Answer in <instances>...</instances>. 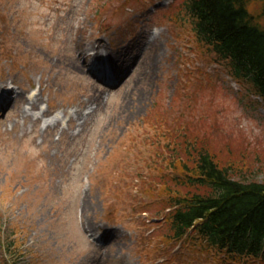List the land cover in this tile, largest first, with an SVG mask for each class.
Here are the masks:
<instances>
[{"label": "rangeland", "instance_id": "obj_1", "mask_svg": "<svg viewBox=\"0 0 264 264\" xmlns=\"http://www.w3.org/2000/svg\"><path fill=\"white\" fill-rule=\"evenodd\" d=\"M174 1L0 0V81L23 92L0 114V230L19 247L15 264H216L198 242L158 232L164 191L151 181L173 172L147 119L208 112L206 123L264 148V100L194 42L188 20L158 18ZM101 44L120 54L109 72L128 68L111 89L87 71L91 57L80 63Z\"/></svg>", "mask_w": 264, "mask_h": 264}, {"label": "trees", "instance_id": "obj_2", "mask_svg": "<svg viewBox=\"0 0 264 264\" xmlns=\"http://www.w3.org/2000/svg\"><path fill=\"white\" fill-rule=\"evenodd\" d=\"M157 15L171 24L188 20L194 42L225 60L232 79L264 100V0H175ZM170 114L147 119L156 125L158 140H151L160 146V165L173 172L151 181L164 191L154 213L163 218L162 240L175 246L192 239L212 251L216 264H264V148L233 137L221 122L211 126V113ZM204 123L208 128H198ZM165 251L168 258L172 250ZM15 252V240H4L0 230V264H15Z\"/></svg>", "mask_w": 264, "mask_h": 264}, {"label": "bare ground", "instance_id": "obj_3", "mask_svg": "<svg viewBox=\"0 0 264 264\" xmlns=\"http://www.w3.org/2000/svg\"><path fill=\"white\" fill-rule=\"evenodd\" d=\"M155 41H154V37H152V39L150 40V45H155V43H154ZM98 46V45H97ZM92 51V52H90V53H87L88 51ZM81 55H82V60H80V63H81V61L83 62V65L85 66L87 63H88V60H85L86 59V56H89V58H90V61L91 62H98V63H102V64H104V65H107L108 63H110V62H112V61H116V60H118L119 59V57H120V54L118 53V52H116L115 50H113V51H109V49L108 48H106L103 44H101V46L99 45L98 47H94L93 45H89L87 48H86V50H84V51H81V53H80ZM104 56L102 59H101V61H95V57H100V56ZM75 60V59H74ZM70 62H72L73 63V65L74 66H80L82 69H83V66H81V64L80 63H78L77 61H75V63L73 62V61H70ZM107 66H109V65H107ZM127 66H124L123 68H121L120 70L122 71L123 69H125ZM120 71V72H121ZM149 73V71L148 72H146V74H148ZM149 78L147 77V76H145V85L147 84H149ZM5 91H8L9 92V88H4V84H3V82H1L0 81V92H5ZM1 93V94H2ZM31 94H33V92H31L30 94H28V98H27V101H31L30 102V104H31V106H34V105H36L37 104V100L39 99V97L38 96H32ZM35 95V94H34ZM21 97H22V95H21ZM20 112H22V113H24L25 112V110H20ZM28 113V112H27ZM29 114V113H28ZM57 121H58V119H56V120H53L52 121V124L53 125H55L56 123H57ZM109 234H110V230H103V233L101 234V237H108L109 236ZM109 239H113L112 237L111 238H109ZM115 242V241H114ZM117 259V256H115V260ZM114 260V261H115ZM94 262L96 263V261L94 260Z\"/></svg>", "mask_w": 264, "mask_h": 264}]
</instances>
